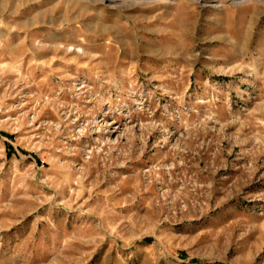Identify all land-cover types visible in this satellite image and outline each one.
Masks as SVG:
<instances>
[{
	"label": "rangeland",
	"instance_id": "374dc122",
	"mask_svg": "<svg viewBox=\"0 0 264 264\" xmlns=\"http://www.w3.org/2000/svg\"><path fill=\"white\" fill-rule=\"evenodd\" d=\"M0 264H264V0H0Z\"/></svg>",
	"mask_w": 264,
	"mask_h": 264
},
{
	"label": "trees",
	"instance_id": "16d2710c",
	"mask_svg": "<svg viewBox=\"0 0 264 264\" xmlns=\"http://www.w3.org/2000/svg\"><path fill=\"white\" fill-rule=\"evenodd\" d=\"M12 147H13V146H12L11 144H9V149H10V151H12Z\"/></svg>",
	"mask_w": 264,
	"mask_h": 264
}]
</instances>
